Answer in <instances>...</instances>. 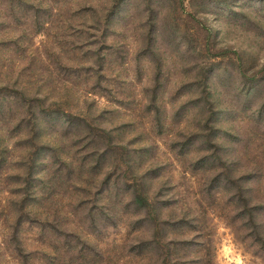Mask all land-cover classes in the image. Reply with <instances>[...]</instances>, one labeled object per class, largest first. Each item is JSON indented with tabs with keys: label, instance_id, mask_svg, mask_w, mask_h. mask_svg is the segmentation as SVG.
Wrapping results in <instances>:
<instances>
[{
	"label": "rangeland",
	"instance_id": "rangeland-1",
	"mask_svg": "<svg viewBox=\"0 0 264 264\" xmlns=\"http://www.w3.org/2000/svg\"><path fill=\"white\" fill-rule=\"evenodd\" d=\"M0 264H264V0H0Z\"/></svg>",
	"mask_w": 264,
	"mask_h": 264
},
{
	"label": "trees",
	"instance_id": "trees-1",
	"mask_svg": "<svg viewBox=\"0 0 264 264\" xmlns=\"http://www.w3.org/2000/svg\"><path fill=\"white\" fill-rule=\"evenodd\" d=\"M212 127V128H211ZM209 131L212 135L215 134V127L210 125ZM214 142H212V147H216L217 143L215 142V139L213 140ZM206 158V156H205ZM134 202L136 203V205H138L141 208H152L151 204L149 203V201L147 200V196L144 194H134ZM151 206V207H150ZM19 237L16 235L13 238V241H16V250L20 249V242H19Z\"/></svg>",
	"mask_w": 264,
	"mask_h": 264
}]
</instances>
